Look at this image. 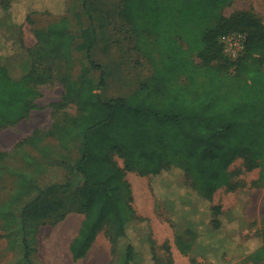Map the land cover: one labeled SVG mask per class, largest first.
I'll return each mask as SVG.
<instances>
[{"label":"rangeland","instance_id":"rangeland-1","mask_svg":"<svg viewBox=\"0 0 264 264\" xmlns=\"http://www.w3.org/2000/svg\"><path fill=\"white\" fill-rule=\"evenodd\" d=\"M12 1L9 14L0 7V54H13L16 47L9 33L18 31L25 49L30 50L40 71H48L50 79L37 86L39 108L25 119L0 126V264H123L112 252L107 227L98 233L85 257L73 258L70 243L85 216L78 198L82 177L73 163L80 156L75 127L88 109L84 92L92 85L97 86L100 97L108 98L127 96L149 79L155 68L152 59L158 55L154 36L138 33L121 15L123 0ZM221 13L248 37L264 33V0H231ZM242 13L260 27L245 24ZM56 24L61 25L59 35L54 32ZM192 55L196 62L201 61L195 51ZM262 55L264 59V51ZM241 56L226 55L229 60L221 57L212 64H224L230 75L246 74L257 66L264 70V62L253 59L241 71L232 62ZM60 101L66 106L52 105ZM113 159L125 167L121 157L113 154ZM230 171L229 184L211 196L200 193L201 197L182 165L170 166L156 176L126 170L135 214L142 218L129 229L139 256L131 264H153L151 239L157 264H264L263 257L247 255L264 243L261 168H250L241 156L230 165ZM26 183L30 194L10 201L9 196L14 197L17 188ZM58 191L68 193L69 199ZM39 192L43 198L34 200ZM214 206L220 207L219 216H214ZM214 217L220 219L218 228L213 225ZM188 220L196 222L192 227L200 234L194 255L183 250L176 239L178 225L185 226ZM205 230L229 240L220 249L222 256L204 253L215 249H204L210 237L200 242ZM236 243L241 246L234 247Z\"/></svg>","mask_w":264,"mask_h":264},{"label":"trees","instance_id":"trees-1","mask_svg":"<svg viewBox=\"0 0 264 264\" xmlns=\"http://www.w3.org/2000/svg\"><path fill=\"white\" fill-rule=\"evenodd\" d=\"M229 1L123 0L121 15L134 24L137 32L154 36L158 55L152 59L155 68L149 79L129 95L102 98L95 85L84 92L88 109L75 127L80 156L73 163L82 177L78 198L85 216L71 243L75 260L86 256L98 233L106 227L116 260L131 264L139 258L128 235L131 223L142 218L135 214L126 170L156 176L179 164L194 179L199 196H211L230 183V165L245 156L250 168H261L260 180L264 182V70L257 66L246 74L230 75L224 64H212L227 58L221 42L223 35H247L244 30H236L221 13ZM12 2L0 0L4 14L10 13ZM241 19L251 28L260 25L245 13ZM54 32L61 33L60 24L54 26ZM9 34L16 49L10 55L0 54V126L25 119L39 108L37 86L50 79L48 71H40L30 50L25 49L19 32ZM193 51L200 62L194 60ZM263 51L264 33L247 35L245 53L231 61L245 71L253 59L264 62ZM91 64L101 68L94 61ZM104 80L102 71L100 84ZM52 105L66 106L64 101ZM113 154L124 160V168L116 163ZM29 190V184H22L8 199L19 201L24 194H30ZM37 194L34 200H41L43 196ZM59 194L69 199L68 193ZM212 211L219 216L220 207L214 206ZM193 222L178 225L176 239L183 250L194 255L200 234L192 227L196 225ZM212 222L215 228L220 227L218 217ZM204 233L207 235L204 239L205 234L201 235L200 242L210 237L204 249L215 248L204 253L222 256L220 249L227 247L229 240L211 230ZM149 242L151 259L157 264L152 239ZM239 246L240 243L234 245ZM247 255L264 258V243Z\"/></svg>","mask_w":264,"mask_h":264},{"label":"built area","instance_id":"built-area-1","mask_svg":"<svg viewBox=\"0 0 264 264\" xmlns=\"http://www.w3.org/2000/svg\"><path fill=\"white\" fill-rule=\"evenodd\" d=\"M221 42L225 55L237 58L246 50L247 35L243 32H232L222 36Z\"/></svg>","mask_w":264,"mask_h":264},{"label":"crops","instance_id":"crops-1","mask_svg":"<svg viewBox=\"0 0 264 264\" xmlns=\"http://www.w3.org/2000/svg\"><path fill=\"white\" fill-rule=\"evenodd\" d=\"M84 220V219H83ZM83 220H82V222H83ZM81 225H82V223H81ZM81 227V226H80ZM79 230H80V228H79ZM79 230H78V232H79ZM78 232H77V234H78ZM77 234L75 235V237L77 236ZM74 237V238H75ZM74 238L72 239V241L74 240ZM72 241H71V243H72ZM6 242H7V239H6ZM71 243H70V248H71ZM91 248V247H90ZM90 250V249H89ZM89 250H88V252H89ZM72 251V250H71ZM88 252H87V254H88ZM86 254V255H87ZM72 255H73V253H72ZM85 257V256H84Z\"/></svg>","mask_w":264,"mask_h":264}]
</instances>
